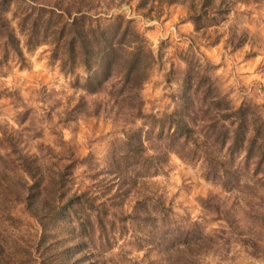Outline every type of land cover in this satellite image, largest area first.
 <instances>
[{
  "label": "trees",
  "instance_id": "obj_1",
  "mask_svg": "<svg viewBox=\"0 0 264 264\" xmlns=\"http://www.w3.org/2000/svg\"><path fill=\"white\" fill-rule=\"evenodd\" d=\"M13 1L0 0V64L11 56L22 60L23 48L46 44L50 60L72 79L67 90L60 92L64 103L57 121L49 123L50 134L57 135L55 124L102 118L119 124L123 137L102 164H88L62 137L59 146L54 141L40 142L37 151L30 153L14 143L15 134H7L21 164L22 174L15 176L22 185L15 190L9 185L4 195L25 203L40 226L34 251L41 256L56 255L60 264H106L101 259L103 246L112 249L131 225L136 248L156 253L158 262L152 264H195L196 255L211 252L217 256L231 239L264 257V220L248 205L255 203V197L259 201L255 209L264 215V115L258 106H235L221 93L213 65L197 56L194 42L195 37L210 46L223 41L232 51L247 43L246 33L219 32L233 2L27 0V7L12 12ZM175 6L185 9V20L193 26L192 37L177 54L185 69L180 89L172 97L175 105L156 116L145 113L142 90L158 54L136 29L131 15L167 20ZM122 8L127 12L115 13ZM80 68L84 75L77 73ZM260 69L264 72V59ZM43 149L45 163L40 155ZM171 155L198 166L205 180L237 194L240 204L213 200L212 208L226 227L204 232L201 224L176 215L156 194L150 180L166 172ZM81 165L88 168L83 171L86 183L76 182ZM7 171L15 178L10 175L15 169ZM204 200L203 207H209V199ZM3 251L0 243V259H4ZM31 261L37 263L36 254Z\"/></svg>",
  "mask_w": 264,
  "mask_h": 264
},
{
  "label": "rangeland",
  "instance_id": "obj_2",
  "mask_svg": "<svg viewBox=\"0 0 264 264\" xmlns=\"http://www.w3.org/2000/svg\"><path fill=\"white\" fill-rule=\"evenodd\" d=\"M226 1L233 2L232 11L221 24L219 32L226 34L231 29L246 33L247 43L239 50L232 51L224 47L223 41L210 46L206 40L195 37L194 42L198 48L196 54L213 65L215 83L233 105L250 103L258 106L264 115V72L260 69L264 59V3ZM26 2L28 1L14 0L10 10H22L24 6L27 7ZM171 11L169 19L160 21H149L141 16L131 15L136 29L145 35L158 54V60L142 90L145 113L156 116H161L175 105L172 97L180 89L185 69L184 62L177 58V54L180 49L188 46L193 31L192 24L185 20L186 11L182 6H175ZM126 12L125 8L115 10V13ZM18 36L22 39L19 33ZM23 56L22 60L11 56L5 64H0V243L4 246V259H0V264H33L31 260L35 254L36 264H42L41 260L45 264L48 261L60 264L58 256L45 253L41 256L39 251H34L41 228L27 211L25 203L5 198L4 193L8 195L9 185L12 184L14 190L22 185L19 178H16L19 176H15L22 174L19 170L21 164L16 152L11 149L13 145L6 139L7 134H15L14 143L30 153L37 151L36 147L40 142L45 144V141H54L59 146V138L62 137L80 159L86 158L88 164H102L109 153L122 142V127L102 118H81L66 126L55 124L53 128L57 135H51L49 125L57 121V112L61 111L64 103V96L60 92L67 90L72 79L60 72L58 63L50 60L49 45L23 48ZM77 73L84 75L81 68ZM139 124L141 123L138 122L137 126ZM40 155L44 157L45 163L44 149ZM8 168L15 169L10 174L15 178L9 176ZM85 170H88L87 166L77 168L76 182H85ZM150 182L154 184L156 194L163 197L176 215L197 221L204 232L208 233L226 227L212 208L214 198L224 200L227 205L234 201L240 204L235 199L237 194L226 192L217 183L205 180L198 166L188 165L175 155L170 156L166 172L152 178ZM248 192L245 190V193ZM206 198L209 199L207 204L210 208L203 207ZM253 199L255 203L249 202L248 205L264 220L260 210L255 209V204L259 201L255 197ZM130 205L129 202L125 208L129 209ZM241 205L246 206L243 202ZM132 229L130 225V230L124 236L117 237L112 249L108 250L106 245L103 246L105 252L101 259L106 264L158 262L155 252L138 250L132 243ZM231 241L217 256H213L211 252L203 255L202 252L196 255L198 259L193 262L264 264V257H257L250 248L235 243L233 239ZM5 259H9V263Z\"/></svg>",
  "mask_w": 264,
  "mask_h": 264
}]
</instances>
